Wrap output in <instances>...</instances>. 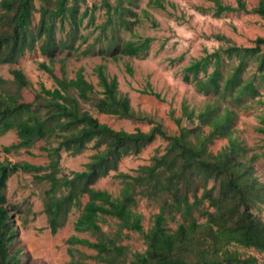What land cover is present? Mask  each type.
I'll return each instance as SVG.
<instances>
[{
	"label": "trees",
	"instance_id": "obj_1",
	"mask_svg": "<svg viewBox=\"0 0 264 264\" xmlns=\"http://www.w3.org/2000/svg\"><path fill=\"white\" fill-rule=\"evenodd\" d=\"M140 1L0 0V67L37 51L43 57L37 67L53 81L52 87L39 82L34 89L19 68L9 70L11 86L0 77V135L13 130L16 137L0 151L33 155L30 148L43 141L39 150L47 159L45 164L0 160V264L22 263L23 251L16 245V206L7 202L4 194L8 177L17 171L31 172L36 183L47 184L41 212L50 233L65 225L72 208L79 212L73 229L85 235L66 238L69 264H264V257L259 261L239 250L264 251V218L260 216L264 180L255 165L259 158L264 159V144L254 151L233 136L232 130L236 105L260 97L264 87L263 37H256L253 46H220L182 68V79L211 97L200 108L182 105V116L175 118L177 133H168L159 123L146 131L114 129L85 109L87 103L98 113L132 121L144 119L132 109L127 95L119 93L117 78L106 73L104 63L93 68L96 83L86 78L83 66L73 76H66L67 61L74 57L96 55L102 61H116L148 54L150 36L134 40L122 36L129 32L135 37L134 25L150 18L146 7L140 8ZM209 1L215 15L244 9L264 19V0H258L250 10L243 0H236V6ZM166 3L146 0L147 7L160 10L166 9ZM97 10L103 11L101 22H96ZM88 28L91 30L85 33ZM250 57L256 66L244 77ZM231 58L236 62L223 73L224 59ZM30 87L31 99L18 98L20 90ZM147 92L158 96L152 90ZM182 117L186 122L196 120L200 129L181 125ZM257 118L255 130L264 135V111ZM156 137L166 141L163 153L130 173L118 172L115 177L121 186L117 194L93 187L100 177L116 169L122 157L139 153ZM209 137L225 138L226 144L212 152ZM90 143L95 152L83 168L63 172L61 153L79 154ZM84 196L87 199L82 202ZM139 198L158 204L147 229L143 215L134 210ZM103 216L115 219L116 228L102 230L99 221ZM129 231L142 237L143 251H132L123 243ZM75 245L92 252L84 253Z\"/></svg>",
	"mask_w": 264,
	"mask_h": 264
},
{
	"label": "rangeland",
	"instance_id": "obj_2",
	"mask_svg": "<svg viewBox=\"0 0 264 264\" xmlns=\"http://www.w3.org/2000/svg\"><path fill=\"white\" fill-rule=\"evenodd\" d=\"M98 0H87L88 3ZM223 3L236 6V0H221ZM245 7L250 10L258 3V0H243ZM212 2L209 0H167L166 9L160 10L146 6V0L140 1V8L146 7L150 14L149 19L142 18L141 22L134 25L135 37L129 32L122 36L126 39H136L137 37L150 36L152 41L148 54L140 58L122 57L116 61L107 59L102 61L99 56L89 55L79 58H71L67 61L66 76L71 77L79 67H84L86 78L97 82L93 68L99 64L106 65V73L115 75L118 83L119 93L127 95L129 103L135 112L144 116L141 121H132L115 116L98 113L89 104H84L100 122L107 123L114 129L133 131L135 128L148 130L153 124L159 123L168 133H177L178 126L175 118L182 116V105L200 108L211 96H204L197 92L193 83L182 79V68L189 64L192 59L199 58L205 52L211 53L220 46H253L256 37L264 38V19L257 13L235 9L226 11L220 15H215L212 9ZM96 22H101L103 11L97 10L95 13ZM91 29L85 30L89 32ZM224 36V37H221ZM91 36L89 41H91ZM264 50V46L260 45ZM225 58V55L222 54ZM43 57L36 52H26L13 64H4L0 67V77L7 79L8 86H11L10 69L19 68L32 83V88L37 89L38 83L42 82L46 87H52V79L37 67V63ZM234 58L224 59L221 70L226 73L235 63ZM256 66L252 57L247 59V65L243 71V76H250ZM211 67L208 66L209 72ZM55 72L61 76V70L56 67ZM201 76V74H199ZM10 83V84H9ZM31 87L20 90L21 100L32 98ZM99 89V88H97ZM31 92H30V91ZM152 90L158 96L148 93ZM260 97L247 99L242 104L236 105L237 112L232 130L233 136L238 137L246 146L254 147V151L261 144H264V135L257 132V115L264 111V87L260 88ZM261 99L262 101H258ZM181 125L193 127L197 130L200 126L196 120L186 122L181 118ZM207 132L208 128L205 127ZM16 140L15 131L10 130L0 135V149L2 145L9 144ZM209 149L216 152L226 144L225 138H208ZM43 141H38L30 148L33 155L25 151L18 153L4 154L0 151V160L7 158L11 161L26 160L35 164H45L47 162L44 153L39 150ZM92 143L81 153L70 155L61 153L60 166L63 172L70 170H80L88 161L89 156L95 152ZM166 141L156 137L153 141L141 148L137 154L122 157L115 170H110L107 175L100 177L93 185L95 188L105 189L112 194H117L120 188V181L115 175L118 172L130 173L132 169L140 164L149 163L151 157L161 154L164 151ZM264 149V147H263ZM256 172L261 180H264V159L256 161ZM47 184H38L34 181L31 172L17 171L12 173L7 181L4 194L7 202L16 207L15 224L17 226V246H21L23 251L21 264H69L71 259L67 252L66 238L71 234L84 236L85 233L74 232L73 223L78 215V211L72 208L68 214L67 221L63 227L54 234L50 233L46 222V216L42 210V192ZM86 196L82 198L85 202ZM136 212L143 215L142 224L145 229L150 225L152 215L157 212L158 204L145 198L137 200ZM260 216L264 218V207L260 211ZM99 225L106 232L116 228V220L103 216ZM169 225L175 227L173 222ZM128 237L123 239V243L128 245L132 251H143L145 244L139 233L129 231ZM75 248L84 253H91L92 250L86 247L75 245ZM245 255H255L259 261L264 257V251L257 252L252 248H239Z\"/></svg>",
	"mask_w": 264,
	"mask_h": 264
}]
</instances>
